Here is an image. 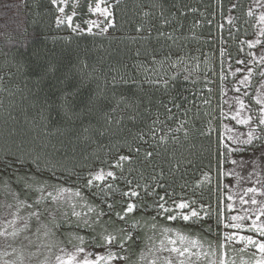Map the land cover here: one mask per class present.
<instances>
[{"label":"trees","instance_id":"1","mask_svg":"<svg viewBox=\"0 0 264 264\" xmlns=\"http://www.w3.org/2000/svg\"><path fill=\"white\" fill-rule=\"evenodd\" d=\"M82 1L85 10L90 0ZM249 1L112 0L111 32L89 34L58 27L52 0H0L1 183L23 189L84 181L96 168H112L118 179L106 182L113 184L111 191L105 187L107 201L127 203L121 193L132 187L140 197L131 202L152 206L145 186L160 195L166 189L177 201L195 200L197 210L210 205L211 219L201 223L221 231L215 221L218 212L223 221L229 217L223 173L229 152L221 135L219 70L254 32ZM48 64L56 72L38 81ZM120 155L130 160L115 168ZM154 214L150 207L127 220L135 219L142 234Z\"/></svg>","mask_w":264,"mask_h":264},{"label":"rangeland","instance_id":"2","mask_svg":"<svg viewBox=\"0 0 264 264\" xmlns=\"http://www.w3.org/2000/svg\"><path fill=\"white\" fill-rule=\"evenodd\" d=\"M83 9L82 0H57V18L63 17L65 14L71 15L73 8L77 15L73 18V24H80L86 31L87 20H103L98 14H92L88 11L89 3ZM109 4L113 2L108 0ZM103 6V5H102ZM60 8H64L65 12H59ZM248 13L254 20V32L251 36L242 41L241 50L236 58H232L229 54L221 61L220 79H221V116L222 142L230 149L242 148L241 152H229V160L223 168V173L227 178L225 196L226 201L224 207L229 212V217L224 221L228 223L231 216L244 217L241 223L244 227L240 230L222 229L226 232H237L238 235H251L255 239H264L259 237L258 233L249 231L252 222L256 220L257 224L264 223V215H260L261 206H264V125L259 124L261 116L260 109L264 104H258L257 100L264 101V35H260L261 28L264 24L260 22V16L264 15V0H250L248 4ZM114 22V14L111 18ZM232 13L226 16L227 21H231ZM66 25V24H65ZM67 26V25H66ZM101 24V27H104ZM110 27L107 32L101 33L100 28L93 27L92 33L109 34ZM78 33V32H77ZM88 33V32H87ZM259 41V43H254ZM253 43V46H249ZM243 61V63H238ZM247 77V80L245 78ZM240 101L243 102L244 108L240 107ZM237 112L240 115L237 119L251 116L248 125L238 124L233 119ZM253 132L252 144L245 145L242 142L248 139V132ZM231 137V138H230ZM243 158L245 163L240 164ZM235 160L238 163L233 164ZM116 163V162H115ZM112 171V168L100 167L92 172ZM89 177H87L88 179ZM59 182L57 180H49L46 182H38V184L28 185L23 189L14 188L10 185H4L0 181V264H57L56 257L64 255L65 251H73L74 245L84 247L86 251H101L93 248L92 237H96V242L100 240V234L105 232L120 235L119 230L124 228L132 231L133 241L128 242L124 249L113 248L118 251L121 256L127 257V260L113 261L112 264H165V259L170 255L175 261V254L168 251L160 250V228L155 230L151 225L141 234L131 225L133 220L120 221L113 214L112 220L108 221V217H103L98 223H94L92 228H77V223H83L87 219L92 223L96 219V213L100 208H106V204H101L100 196L91 195L94 188H86L85 181ZM42 181V180H40ZM101 184V182H95ZM2 185H4L2 187ZM71 188L72 192H60L58 189ZM79 188L82 196L77 197L74 190ZM248 189H255L249 192ZM51 194V195H49ZM231 197V199H229ZM255 199L256 204L251 201ZM116 201H107L114 203L116 210H120L121 206L126 204L124 198ZM246 201V202H245ZM232 204V209L226 207ZM73 206L75 211L80 213L78 218L72 216ZM95 211H89V208ZM257 216L259 219L257 220ZM159 225H167L173 229L192 230L195 235L199 230L190 228L189 224H184L179 219L177 221H167L157 217ZM235 223V221H233ZM139 230V229H138ZM15 233V235H13ZM75 234L84 237L83 243L74 238ZM175 238V232L171 233ZM149 237H154L149 239ZM200 237H207L208 240H217L216 236L201 234ZM71 241V242H69ZM194 251H201L195 249ZM204 252L208 251V244H204ZM223 256L229 264H254L256 258L259 257L257 249L251 245L242 242L229 244L227 249H218V259ZM255 253V257L252 255ZM193 264H207V261L201 257L199 262L196 257L192 258Z\"/></svg>","mask_w":264,"mask_h":264},{"label":"snow or ice","instance_id":"3","mask_svg":"<svg viewBox=\"0 0 264 264\" xmlns=\"http://www.w3.org/2000/svg\"><path fill=\"white\" fill-rule=\"evenodd\" d=\"M62 2H67V0H62ZM52 3H57V0H52ZM116 3L119 4V0H116ZM103 5V6H102ZM88 11L92 14H98L99 17H103V20H87L84 21V23L87 25L86 31L91 34L93 27L100 28V32L104 33L107 32L110 27H114L113 20L111 19L113 17V11H112V5L109 4L108 0H95L94 3L90 2L88 6ZM59 12L64 13L65 9L60 8ZM77 15L75 8H73L72 14L68 15L65 14L63 17H58L56 20V24L59 27L60 25H67L68 28L72 30V32H78L82 33L85 31L84 28L81 27L80 24H73V18ZM147 15V13H145ZM167 22V21H166ZM260 22L261 24H264V15L260 16ZM101 24H104V27H101ZM137 32L142 31V29L138 26L136 29ZM165 33L160 32L158 33V36H163ZM260 35H264V28H261ZM171 38V37H169ZM254 43H259V41H255ZM249 46H253V43H250ZM136 55L139 56V51L136 52ZM153 59H155L153 57ZM238 63H243V61H238ZM85 67L87 65L85 64ZM137 68L142 67V65H136ZM56 66L53 64H48L42 71L37 73V79L45 80L50 74H54L56 72ZM261 75H264V72L261 73ZM247 80V77L245 78ZM119 81L122 83H129L128 79L125 78L124 75L119 76ZM134 82V81H133ZM149 83H156V81H148ZM112 83L115 85L117 83V78L114 76L112 78ZM167 82L165 81V84ZM80 91L79 88L76 89V93L78 94ZM65 101V104L67 105L69 103L68 96L65 95L62 98ZM240 107L244 108V104L242 101L239 102ZM258 104H264V101L257 100ZM118 106V105H117ZM179 107V105H176ZM112 111H115V109H112ZM261 116L259 119V124L264 125V107L260 109ZM240 115L239 112H237L236 116H233V119L237 120L238 124H244L248 125L251 121V116L237 119V117ZM156 123L155 121L153 122ZM182 127V125H181ZM179 131L180 129H176ZM171 131V129H169ZM264 131V129H262ZM150 134L153 138H155L156 130H151ZM185 135H187V132H185ZM231 138V137H230ZM252 138H253V132H248V139L244 140L242 143L245 145H251L252 144ZM141 139H143V136H141ZM160 142H166L168 137L161 136ZM146 142V141H145ZM226 149L228 148L227 145H224ZM131 151V149H130ZM136 152H139L140 149H135ZM244 151L242 148H236V149H230L229 152H241ZM153 155L152 152H145L146 157H151ZM264 155V153H262ZM130 156L128 155H120L118 160L116 161L114 167L115 168H122L123 161H129ZM233 164L238 163L235 160L231 161ZM240 164L245 163L243 161V158L239 161ZM54 166V165H53ZM207 176V174H205ZM109 178L114 182L118 179L114 171H104L103 169H100L96 172H90L89 178L86 180L85 187L86 188H94L99 189V192L102 194L99 198L101 200V204H106L107 210L104 208H100L99 211L96 213V219L92 221V223H89L87 219L83 220V223H77L75 227H86V228H92V225L94 223H98L101 218L108 217V221L110 222L112 220L113 214L116 218H118L120 221H126L129 214H134L136 212H148L149 208L151 207V210L154 211V215L151 217L152 224L151 228L155 230L157 227L160 228V250L161 251H168L170 254H175V257L177 258L175 261L172 259L171 255L165 259V264H193L192 257H196V261L199 262L201 260V257L207 261V264H229V262L223 258L224 255H226V252L223 253L218 259H213V257H217V250L218 249H227L229 244H233L235 242H242L246 245H251L253 248L257 249L259 252V257L255 259L254 264H264V239H255L251 235H238L237 232H226V231H214L212 225L205 226L202 221L207 219H211V212L208 211V208H210V205H204L201 204L199 210L197 208L193 207V205L196 204L195 200H175L172 198V194H170L166 189L164 191L163 195H160L155 188H153L151 191L147 190V186H145V192L148 197H154L152 206H149L145 201L138 200L137 202H131V198H138L140 197V193L136 190V188L129 187L127 191H123L121 193L122 197L129 198L128 202L126 203V206L122 205L120 210H116V206L114 203H108L107 200L104 198L106 195L105 193V187L111 191L113 189L112 183H106ZM95 182H101V184H104V187H101V184H97ZM128 185H131V181L127 182ZM137 188L140 187L139 185L136 186ZM160 188H164V185H158ZM60 192H72L73 189L71 188H63L61 187L58 189ZM249 192H254L255 189H248ZM74 194L77 197H81L82 193L79 188L74 190ZM51 195V194H49ZM91 195L96 196V192H92ZM231 199V197H229ZM171 200V205H169L168 201ZM246 202V201H245ZM252 204H256L257 201L253 199L251 201ZM226 207L228 209H232V204H227ZM89 211H95L94 208H89ZM72 216L80 217L81 214L75 211V206H73V210L71 213ZM260 215H264V206H261L260 209ZM157 217H160L162 219H165L167 221H177L178 219L182 221L184 224H190V225H199L200 228L204 232H208L209 234L216 236L217 240H208L207 237H200V233L197 232L195 235L192 234V230L189 229L187 231L185 230H179V229H173L172 227H169L167 225H159L157 221ZM244 217L241 216H231L228 223H224L223 220L220 219V213H217L215 224L217 228L222 229H236L240 230L244 227V225L241 223L243 221ZM259 219V216H257V220ZM235 221V223H233ZM137 221L134 219L133 223L131 225L132 228H135L137 225ZM249 231L258 233L259 237L264 238V223L257 224L256 220L252 222V226L249 228ZM121 233L120 235H115L113 233L107 232V229H105L104 233L100 234V240L97 243L96 237H92L93 241V248L94 249H100L101 251H86L84 247L74 245L73 251H65L64 255H58L56 257L57 264H112L113 261H119V260H127V257L121 256L118 251H113V248H118L123 250L125 245L133 241V233L132 231L126 230L124 228H121L119 230ZM175 232V238H172L171 233ZM4 233H0V235H3ZM15 235V233H13ZM74 238L76 240H79L83 243L84 237L80 236L79 234H75ZM154 237H149V239H153ZM71 242V241H69ZM208 244V251L204 252V244ZM195 249H200L201 251H194ZM255 257V253L252 254ZM153 264H156L155 261H153Z\"/></svg>","mask_w":264,"mask_h":264}]
</instances>
